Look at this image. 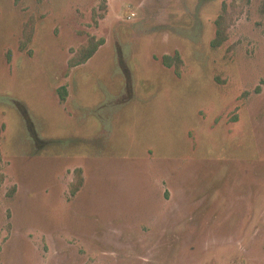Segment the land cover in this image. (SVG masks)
I'll return each mask as SVG.
<instances>
[{
	"label": "rangeland",
	"instance_id": "rangeland-1",
	"mask_svg": "<svg viewBox=\"0 0 264 264\" xmlns=\"http://www.w3.org/2000/svg\"><path fill=\"white\" fill-rule=\"evenodd\" d=\"M0 264H264V0H0Z\"/></svg>",
	"mask_w": 264,
	"mask_h": 264
},
{
	"label": "trees",
	"instance_id": "trees-1",
	"mask_svg": "<svg viewBox=\"0 0 264 264\" xmlns=\"http://www.w3.org/2000/svg\"><path fill=\"white\" fill-rule=\"evenodd\" d=\"M97 47H92L82 58V60L79 62V64L86 62L88 59H90L94 53L96 52Z\"/></svg>",
	"mask_w": 264,
	"mask_h": 264
}]
</instances>
